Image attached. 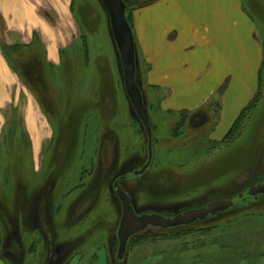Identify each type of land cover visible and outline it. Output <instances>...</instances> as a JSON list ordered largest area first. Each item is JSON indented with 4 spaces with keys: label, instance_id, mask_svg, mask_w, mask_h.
<instances>
[{
    "label": "rangeland",
    "instance_id": "374dc122",
    "mask_svg": "<svg viewBox=\"0 0 264 264\" xmlns=\"http://www.w3.org/2000/svg\"><path fill=\"white\" fill-rule=\"evenodd\" d=\"M154 1L124 0L129 24L132 12ZM241 1L260 44L261 97L228 141L219 131L226 88L191 114L165 111L167 92L147 82L149 67L135 46L153 140L150 166L139 176L133 173L147 162V139L99 1L69 0L65 24L43 12L59 43L54 68L39 37L26 50L9 47L16 40L9 33L0 37L19 89L0 134V264H47L50 255L63 264H264V194L247 196L264 178V0ZM33 101L46 133L37 123L31 132L25 126ZM120 177L137 214L176 216L220 200L233 205L188 227H149L117 260L121 206L113 185Z\"/></svg>",
    "mask_w": 264,
    "mask_h": 264
},
{
    "label": "crops",
    "instance_id": "0c3cea01",
    "mask_svg": "<svg viewBox=\"0 0 264 264\" xmlns=\"http://www.w3.org/2000/svg\"><path fill=\"white\" fill-rule=\"evenodd\" d=\"M68 8L69 0H0V37L14 36L9 47L21 50L41 39L44 59L54 68L59 43L44 11L52 10L65 24ZM130 20L135 46L149 67L147 82L167 92L165 111L191 114L226 88L219 104L222 139L259 89L260 44L242 1L155 0L132 12ZM16 76L0 47V134L6 109H17ZM23 117L29 132L37 123L46 133L35 101Z\"/></svg>",
    "mask_w": 264,
    "mask_h": 264
},
{
    "label": "water",
    "instance_id": "95a60500",
    "mask_svg": "<svg viewBox=\"0 0 264 264\" xmlns=\"http://www.w3.org/2000/svg\"><path fill=\"white\" fill-rule=\"evenodd\" d=\"M104 8L109 22L111 37L117 49L121 69L122 82L125 94L130 102L131 108L140 121L147 139V162L135 176L143 175L148 169L152 159V131L149 116L140 88L137 86L136 78V53L132 30L126 20V5L123 0H98ZM121 177L113 185L114 193L121 206V218L117 230L118 248L116 259L122 260L128 245V241L136 234L145 231L148 227L162 230L189 226L197 221H202L209 216H215L230 209L233 205L230 200L212 201L206 207L192 209L176 216L164 217L157 213L137 214L133 208L130 197L119 184ZM264 194V182L251 187L248 196L257 198Z\"/></svg>",
    "mask_w": 264,
    "mask_h": 264
},
{
    "label": "trees",
    "instance_id": "16d2710c",
    "mask_svg": "<svg viewBox=\"0 0 264 264\" xmlns=\"http://www.w3.org/2000/svg\"><path fill=\"white\" fill-rule=\"evenodd\" d=\"M128 21V20H127ZM3 55L5 56V54L3 53ZM136 73H137V70H136ZM137 83V82H136ZM138 85V84H137ZM139 87V85H138ZM140 88V87H139ZM142 92V91H141ZM143 95V94H142ZM260 97H261V86L259 84V89L257 91V94L253 97V99L249 102V104L247 105V107L241 112V114L239 115V117L236 119V121L233 123L232 127L230 128V130L228 131V133L225 135V137L223 138V140L225 141H228L229 137L231 136L230 133H232L233 131L235 132L234 136L237 135V133L239 134L242 127L244 126V124L246 123V121L248 120L247 119V116L246 115L248 113V111L251 109V107H253L254 105H256L257 102L260 101ZM218 107V105H216ZM187 113H181L180 115H186ZM179 115V116H180ZM174 132H175V128L176 126L174 125ZM172 128V129H173ZM233 132V133H234ZM231 141V140H230ZM229 141V142H230ZM38 216L40 214L37 213ZM214 228V227H213ZM212 228V229H213ZM216 228V227H215ZM207 229H211V228H207Z\"/></svg>",
    "mask_w": 264,
    "mask_h": 264
},
{
    "label": "flooded vegetation",
    "instance_id": "af4514ba",
    "mask_svg": "<svg viewBox=\"0 0 264 264\" xmlns=\"http://www.w3.org/2000/svg\"><path fill=\"white\" fill-rule=\"evenodd\" d=\"M264 182V178H263V181H262V183ZM262 183H260V184H262ZM259 185V184H258ZM255 186H257V184L255 185ZM248 197H250V196H248ZM259 197V196H258ZM257 197V198H258ZM251 198H253V199H256V198H254V197H251ZM134 207V206H133ZM135 210V209H134ZM49 255H50V253H49ZM49 258V260L47 261V264H52V262L54 263V264H63V261H61V262H59V261H57L58 259L56 258V260H54V259H52V256L50 255V257H48Z\"/></svg>",
    "mask_w": 264,
    "mask_h": 264
}]
</instances>
